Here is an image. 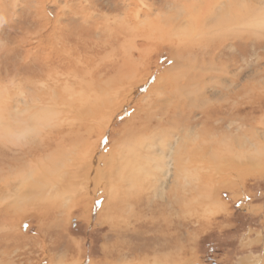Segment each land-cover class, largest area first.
I'll return each instance as SVG.
<instances>
[{"label":"rangeland","instance_id":"rangeland-1","mask_svg":"<svg viewBox=\"0 0 264 264\" xmlns=\"http://www.w3.org/2000/svg\"><path fill=\"white\" fill-rule=\"evenodd\" d=\"M173 1L1 0L0 60L4 61L7 58L10 71H3L4 66H1L3 63L1 61L0 78L8 83L10 74L7 73L11 72L14 62L20 64H16L14 68L21 70L18 66L22 67L23 61L26 60L25 54L34 58V52L37 55H44L47 64L54 66L50 71L58 74L74 70L81 72L96 64L105 68L113 58H117L122 53V50L132 51L133 57L137 58L139 50L133 49L131 41L121 45L124 36L130 38L127 33H124L117 42L105 43L104 30L109 31L106 25L109 21L107 19L111 18V21L114 15L121 16L123 11L131 15L136 5L143 9L151 7L160 17L169 14L172 16L180 9L196 10L203 15L201 12L203 7L200 8L198 5L209 2L210 9L207 6L205 14L212 11L218 16L228 10H235L237 12L231 19L239 16L240 22L227 28L228 35L222 32L221 46L212 51L214 61L211 65L206 64V55L199 53L198 48L190 52L183 51L178 56L169 42L156 43L153 49L144 51L142 58L138 59L147 62L148 65L144 70L152 71L150 80L158 75L164 79L163 83L169 78L173 79V83L181 85L180 90L174 91L170 84H165L164 90L168 88L171 94L166 95V99L157 101L162 103L179 100L178 107L182 109V115L176 117L178 121L176 127L162 131L164 124L161 127L159 123L167 121L166 115L157 113L153 114L152 118L150 116L148 118L147 113L139 114L137 109L130 107L118 114L115 123L112 119L111 126L118 128L117 131L109 127L106 130L107 136H104L106 138L102 139V143L97 142L94 151L100 148L104 157L107 152L114 153V150L125 149L129 145L130 148L135 146L137 138L126 143L120 141L122 127L131 119L133 113L135 120L148 122L145 133L139 138L140 143L145 142V146L142 144L135 146L137 152L143 149L145 157L150 154L160 157L166 141L176 140L180 136L183 138L180 140L181 143L186 136L189 144L202 143L203 146L200 148L205 153L207 163L213 160L209 154L211 144L230 145L231 142L236 143V140H240L241 146L244 147L253 139L262 143L264 141V23L254 24L251 19L264 15V0H233L234 2L230 4L227 0H187L184 5ZM249 23L251 25L246 26ZM232 33L237 35L233 40ZM199 37L201 38L202 34ZM131 38L138 40L139 43L141 41L134 36ZM202 39V42H205V37ZM142 43L141 41L140 48L143 47ZM85 53H90L91 59L89 55L85 56ZM66 55L79 57L72 60L70 65L59 64L56 61V57L61 56V61L64 63ZM137 65L141 69L142 65L140 63ZM223 67L226 73L221 74L220 70ZM113 73L114 71L111 70L110 74ZM234 73L238 75V82L231 86L230 75ZM220 83H225L228 89L220 90L217 86ZM245 83H248L247 89L244 88ZM230 88L238 89L239 92L235 97L228 98L227 92H231ZM142 91L144 92L145 89ZM180 91L183 92L178 93ZM193 91H199L198 97H206L208 100L206 108L211 118L206 133L199 132L202 128L201 121L206 116L201 111L203 107L190 105L192 101H189V98L192 100ZM248 94L254 97L251 104L248 102L250 101ZM176 95L179 96L178 99ZM214 109L219 111H213ZM189 112L191 116L187 115ZM123 113L126 114L122 115ZM185 124L191 125V129L187 130ZM91 140L95 141L96 137L93 136ZM148 142H151L152 146L146 145ZM173 144L184 151L183 146L175 142ZM191 148L194 146L192 145ZM200 148L198 145L194 151H200ZM257 149L251 148L252 160L250 156L246 157L245 153L240 159L236 152L232 153L237 161L235 164H230L229 169L219 171L213 166L204 168L202 177L204 189L197 194L199 182L194 179L191 191L194 196L192 204L195 205L200 200L206 203V206H198L186 216L175 210L173 214L167 211L163 192L158 196L153 194L154 211L148 213L145 208L146 212L142 215V219L151 220L157 217L155 209L161 216L167 214L173 217L175 226L169 230L165 229L167 231H159L160 235L171 237L169 245L165 239L155 237L145 224L141 225L142 229L137 230L140 239L122 236V230L133 228L131 223L126 228L124 221L122 222L124 215L129 212L128 208L126 209L127 205L121 206L117 214L113 211L115 208H109L107 211L105 208L102 209L106 197L103 189L90 194L96 198L94 204L86 198L80 202L79 198H70L62 203L63 206L60 207L57 216L52 219L58 221V232L55 226L56 233L51 232V235L45 239L47 245L50 243L49 252L52 257L49 264H58V262L62 264H264V153L256 152ZM136 154L134 152V155ZM108 164H111L110 160H103V167ZM226 170L228 172H225ZM151 172L154 173L155 169ZM152 173L149 176L154 179ZM154 181L158 182L155 179ZM153 184L157 183L145 182V186L149 188L148 190L145 188L146 193L152 194ZM208 189L210 198H207L205 193ZM159 202L162 204L160 208ZM132 211L134 210L130 212ZM36 220L37 215L31 210L26 212L21 210L14 216L13 224L16 228L14 237L17 240L11 241L12 252L9 255L0 256V264L3 262L29 264L31 261L37 264L42 255L41 249L35 245L30 248L28 243L26 244L30 239L29 236L33 235L36 229ZM160 226L164 227V222ZM15 249L17 250L13 252ZM46 263L47 260L42 262V264Z\"/></svg>","mask_w":264,"mask_h":264},{"label":"bare ground","instance_id":"bare-ground-1","mask_svg":"<svg viewBox=\"0 0 264 264\" xmlns=\"http://www.w3.org/2000/svg\"><path fill=\"white\" fill-rule=\"evenodd\" d=\"M227 1L228 4L234 2ZM173 2L184 5L187 0ZM191 4L194 5V3ZM198 6L203 7L201 8L203 15L196 10L180 9L172 16L169 14L160 17L151 7L143 9L136 5L131 15L123 11L121 16L114 15L111 21V18L107 19L109 21L106 25L109 31L104 30L105 43L117 42L124 33H127L130 38L124 36L121 39V45L131 41L133 49L139 50L137 58L133 57L132 51L122 50V53L117 58H113L105 68L96 64L81 72L74 70L58 74L50 71V68L54 66L47 64V58H44V55H37L34 52V58L25 54L26 60L23 61L22 67L18 66L21 70L14 68L16 64H19L14 62V69L11 68V72L7 73L10 74L9 80L6 79L8 83L0 78V256L9 255L12 252L11 241L17 240L14 237L16 232L15 224H13L14 216L21 210L23 212L31 210L37 215L36 229L33 235L29 236L30 239L26 244L28 243L30 248L35 245L41 249L42 255L37 264H42L45 260H47L46 264H49L52 257L49 252L50 243L47 245L45 239L51 235V232L56 233L55 226H57V232L59 230L58 221L52 219L58 214L60 207L63 206L62 203L70 198H79V202L86 198L94 204L96 198L90 194L99 192L101 189L106 195L102 209L105 208L107 211L109 208H115L113 211L117 214L121 206L127 205L126 209L128 208L129 212L124 215L122 222L124 221V227L131 223L133 228L126 227L127 229L122 230V236L140 239V233L137 230L142 229L141 225L145 224L155 237L165 239L169 245L171 237L160 235L159 231L174 227L173 217L167 214L161 216L155 209L157 217L151 220L142 219L146 210L148 213L154 211L153 194L158 196L163 192L167 211L173 214L175 210L186 216L198 206H206V203L200 200L193 205L194 196L191 191L194 179L199 182L197 194L204 189L202 187L204 168L213 166L219 171L229 169L230 164H235L237 161L233 157L234 152L240 156L239 159L245 153L251 160L253 159L250 155L251 148H259L256 152L264 153V141L262 144L254 139L244 147L241 146L240 140H236V143L231 142L230 145L227 143L229 146L225 143L220 146L211 144L209 154L213 160L207 163L205 153L201 151L202 143L189 144L188 136L181 143L180 140L183 138L180 136L176 140L166 141V147L164 146L160 157L154 154L145 157L143 149L137 152L135 146L141 144L145 146V142L140 143L139 138L145 133L148 122L135 120L134 113L130 114L131 119L122 127L120 141L126 143L137 138L134 139L135 146L130 148L131 145H129L125 149L114 150V153L107 152L104 157L100 148L94 151L97 142L102 143V139L106 138L104 136H107L106 130L109 127L117 131L118 128L111 126L113 120L115 123L122 111L125 112L130 107L137 109L139 114L147 113L148 118L149 116L152 118L153 114L157 113L166 115L167 121L159 123L161 127L164 124L162 131L176 127L178 123L176 117L179 114L182 115V109L178 107L179 100L162 103L157 101L164 100L166 95L171 94L168 88L164 90L166 85L170 84L174 91L180 90L181 85L173 83V79L169 78L163 83L164 79L158 75L150 80L152 71L144 70L148 65L147 62L138 59L142 58L144 51L153 49L156 43L169 42L178 56L183 51L190 52L198 48L199 53L206 55V64L211 65L214 61L212 51L221 46L220 35L223 31L224 35H228L227 28L239 24V16L231 19L237 12L235 10H228L218 16L212 11L205 14L206 7L210 9L209 2L199 3ZM251 21L254 24L255 22L264 23V15L254 17ZM248 25L251 23L246 26ZM200 34H202L201 38ZM131 36L141 40L143 47L140 48L141 41L139 43ZM235 36L237 35L232 33L231 39L233 40ZM203 37L205 39L208 37L205 42H202ZM87 55L91 59V54L85 53V56ZM76 57L79 56L66 55L63 63L62 57L58 56L56 61L59 64L70 65ZM1 61L3 62L1 66H4L3 71H10L7 58ZM139 63L142 65L141 69L137 65ZM111 70L114 71L113 74H110ZM220 71L221 74L226 73L224 67ZM237 79V73L231 74L230 85H235L238 82ZM217 86L222 91L228 89L225 83ZM158 87H160L159 90ZM246 87L248 83L244 84V88ZM143 89H145L144 92ZM238 92V89H231L230 93L227 92V96L235 97ZM192 93L194 96H191L192 100L189 98V101H192L190 105L203 107L201 111L206 115L201 121L202 128L199 132L206 133L209 129L207 128L209 118H211L206 108L208 100L206 97L199 98V91ZM176 97L178 99L179 96L176 95ZM247 97L250 98L248 102L251 104L254 100L253 95L248 94ZM124 114L126 113L122 115ZM187 115L192 114L189 112ZM185 127L188 128L187 130L191 129V125L185 124ZM93 136L96 140L92 142ZM171 141L183 146L184 151L175 147ZM146 145L152 146L151 142ZM192 145L194 148L199 145L200 151H194V148H191ZM138 148L141 149V147ZM134 152L137 154L134 155ZM103 160H110L111 164L103 167ZM152 169H155L154 173L151 172ZM150 173L158 182L149 176ZM146 181L157 183L153 184L151 195L145 192V188L149 189L145 186ZM208 190L205 193L206 197L210 198V190ZM161 205L159 202V208ZM132 209L134 211L130 212ZM163 222L164 227L160 226ZM147 249L150 250V248ZM2 264L13 263L3 262ZM29 264L34 263L31 261Z\"/></svg>","mask_w":264,"mask_h":264}]
</instances>
